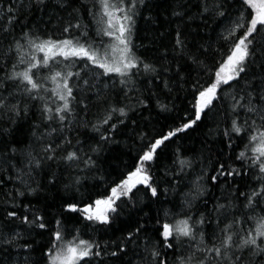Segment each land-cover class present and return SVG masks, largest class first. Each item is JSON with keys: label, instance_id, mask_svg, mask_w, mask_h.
<instances>
[{"label": "snow or ice", "instance_id": "obj_1", "mask_svg": "<svg viewBox=\"0 0 264 264\" xmlns=\"http://www.w3.org/2000/svg\"><path fill=\"white\" fill-rule=\"evenodd\" d=\"M0 264H264V0H0Z\"/></svg>", "mask_w": 264, "mask_h": 264}, {"label": "trees", "instance_id": "obj_2", "mask_svg": "<svg viewBox=\"0 0 264 264\" xmlns=\"http://www.w3.org/2000/svg\"><path fill=\"white\" fill-rule=\"evenodd\" d=\"M117 235L119 234V233H116Z\"/></svg>", "mask_w": 264, "mask_h": 264}]
</instances>
